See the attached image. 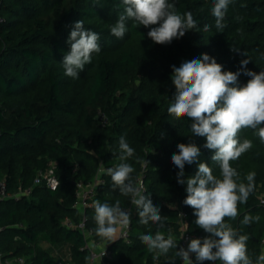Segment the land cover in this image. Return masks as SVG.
Segmentation results:
<instances>
[{"label": "trees", "instance_id": "1", "mask_svg": "<svg viewBox=\"0 0 264 264\" xmlns=\"http://www.w3.org/2000/svg\"><path fill=\"white\" fill-rule=\"evenodd\" d=\"M179 14L193 13L198 28L187 31L170 44H157L148 37L150 27L136 26L126 20L124 37L111 34L124 13L122 0H2L0 5V181L6 191L32 185L36 172L53 163L59 184L56 189L34 185L30 194L18 198H0V251L5 257L25 256L24 264H91L89 249L81 247L85 239L76 227L66 226L68 218L75 225L81 210L75 202V181L89 183L100 166L115 167L121 161L119 138L125 136L135 154L126 163L134 168L132 182L141 177L143 194L150 196L167 217L165 227L139 223L137 209L131 215L129 241L118 238L108 244L110 264H170L175 249L167 255L150 253L140 237L161 231L180 243V218L186 212L187 228L209 237L195 224L194 210L186 206V183H178L171 157L179 144L195 143L200 155L185 164L184 177L194 176L198 164L205 162L220 177V169L211 160L213 150L204 147L205 137L194 136L191 120L176 119L168 113L176 89L171 79L175 65L199 59L203 54L215 58L224 71L240 72L238 85L250 77L241 61L249 59L246 70L264 71V0H231L223 23L215 27L214 0H169ZM99 35L100 52L92 54L91 63L79 72V78L65 75L64 55L70 51L69 36L77 21ZM209 25L204 32L203 26ZM245 54V55H244ZM104 111L109 123L102 125L95 117ZM257 130L240 132L241 141H252V148L232 161L239 173L238 182L247 184L246 176L255 172V190L239 205L236 219H226L239 234L247 235L248 255L253 260L264 254V143ZM92 202L115 204L128 210L131 198L113 188L107 171L100 173ZM93 203L84 208L85 223L95 242ZM245 214L259 215L260 221L242 225ZM214 238V237H213ZM54 248H66L70 261L54 255ZM156 257V258H154ZM199 264L196 254L190 258ZM180 258L177 257L175 264ZM204 264H213L205 261ZM215 264H220L219 261Z\"/></svg>", "mask_w": 264, "mask_h": 264}, {"label": "clouds", "instance_id": "2", "mask_svg": "<svg viewBox=\"0 0 264 264\" xmlns=\"http://www.w3.org/2000/svg\"><path fill=\"white\" fill-rule=\"evenodd\" d=\"M122 3L124 13L110 29L117 38L124 37L126 20H132L136 26L150 27L147 35L157 44H170L187 31L198 28L191 11L179 14L169 0H122ZM230 3L231 0H214L212 15L218 30L222 31L226 26L223 21ZM203 31H209V25L205 24ZM99 38L96 32L84 28L83 20L75 23L68 41L70 51L64 55L62 62L66 76L79 78V72L91 63L92 54L100 52ZM248 63L249 59L241 61L245 68L243 74L250 77L243 86L237 83L239 71H224L222 65L206 53L199 59L182 62L179 67L172 66L171 79L176 94L168 113L176 119L188 118L191 120L192 134L206 138L204 147L214 151L211 160L218 164L220 177L213 175L207 163L200 162L197 173L183 179L185 164L197 160L200 148L192 142L178 145V152L171 157V163L179 169L178 183L187 185L183 203L194 210L195 224L210 236L203 241L193 238L187 249L180 247L179 250L171 229L167 238L159 230L155 235L140 237L147 250L156 253V257L167 255L171 249H175L170 264H175L177 257L182 259L183 264H192L190 253L196 254L199 264L205 261L213 264L217 261L220 264H254L248 255L249 237L239 234L225 223L226 219H236L239 205L246 203L255 190L256 173L249 172L245 184L238 182L239 173L232 167V161L238 160L252 148L251 140H240V132L245 129L257 130L255 135L264 143V71L256 73L246 70ZM134 154V148L125 136H121L118 156L121 163L108 168L107 174L111 177L113 188H118L121 195L131 198L130 202L138 212L139 223L147 225L151 221L162 229L167 217L161 216L160 208L153 204L150 196L143 194L142 187L132 182L134 168L125 161ZM93 207L94 232L105 241L115 242L119 233L131 224V211L122 208L120 200L113 205L97 200ZM259 221V215L245 214L241 224L250 225ZM255 264H264V254L256 258Z\"/></svg>", "mask_w": 264, "mask_h": 264}, {"label": "built area", "instance_id": "3", "mask_svg": "<svg viewBox=\"0 0 264 264\" xmlns=\"http://www.w3.org/2000/svg\"><path fill=\"white\" fill-rule=\"evenodd\" d=\"M0 0V5H1ZM2 17L0 16V22L2 21ZM96 119L102 124H108L109 123V117L108 115L102 111L97 110ZM113 166H100L98 169V175L95 177V179L89 183H83L82 181H75V202L73 206H76L81 210V218L78 223L75 225L70 221L68 218L64 219V224L66 226L70 227H76L84 236L85 244L81 247L88 248L89 249V256L91 260L95 258L101 259V264H110V261L112 259V253L108 249V246H104L103 249L96 251L90 248L87 245L86 237L91 236V229L86 226L85 223V216H84V208L87 206H90L92 202V197L95 192L96 185L98 183L102 182V179L100 178V173L103 171H107L108 168H112ZM137 186L142 187V191H144V186L141 177L137 179ZM59 184L58 177L56 176L55 169L53 163H50L45 169H40L36 172L32 185L26 188H19L18 191H16L13 194H10L6 191V184L4 180L0 181V198H7V197H15L18 198L20 195H28L31 192V189L34 185H44L50 189H56V187ZM260 203L264 204V196H260L259 199ZM132 205V204H131ZM129 210V209H128ZM178 216L180 218V243L183 246V248L187 249L188 243L193 238H199L202 239V235L193 232L192 230H189L187 228L186 223V212L183 210H180L178 212ZM129 234H130V225L128 228L123 229L120 233L118 238H122L124 241H129ZM262 246H264V239H262ZM105 254L103 255V253ZM193 255V253H190V258ZM26 257L17 255V256H9L5 257L3 253L0 251V264H24L26 262ZM178 264H183L182 259L180 258V261Z\"/></svg>", "mask_w": 264, "mask_h": 264}, {"label": "crops", "instance_id": "4", "mask_svg": "<svg viewBox=\"0 0 264 264\" xmlns=\"http://www.w3.org/2000/svg\"><path fill=\"white\" fill-rule=\"evenodd\" d=\"M129 210L131 211V215H132L133 210H134V206L131 205L130 208H129ZM117 239H118V238H117ZM86 242H87V245H88V246H89V245H94L95 247L92 248V249H93V250H96V251H99V250L103 249L104 246L106 247V246H108L109 243H111V242H108V241L95 242V241L92 239L91 236L86 237ZM54 252H55V253H54ZM53 253H54V255L61 256V257H63L64 259L70 261V253H69L68 249H66V248H62V249H61V248H54V249H53ZM90 263H91V264H101V259H99V258H95V259H93V260L90 259ZM70 264H72V263L70 262Z\"/></svg>", "mask_w": 264, "mask_h": 264}, {"label": "water", "instance_id": "5", "mask_svg": "<svg viewBox=\"0 0 264 264\" xmlns=\"http://www.w3.org/2000/svg\"><path fill=\"white\" fill-rule=\"evenodd\" d=\"M57 264H64L60 259L56 260Z\"/></svg>", "mask_w": 264, "mask_h": 264}, {"label": "rangeland", "instance_id": "6", "mask_svg": "<svg viewBox=\"0 0 264 264\" xmlns=\"http://www.w3.org/2000/svg\"><path fill=\"white\" fill-rule=\"evenodd\" d=\"M55 253V252H54Z\"/></svg>", "mask_w": 264, "mask_h": 264}]
</instances>
